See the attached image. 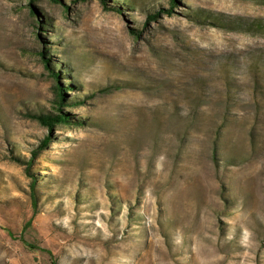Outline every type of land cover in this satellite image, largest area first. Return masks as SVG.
<instances>
[{"label":"rangeland","instance_id":"rangeland-1","mask_svg":"<svg viewBox=\"0 0 264 264\" xmlns=\"http://www.w3.org/2000/svg\"><path fill=\"white\" fill-rule=\"evenodd\" d=\"M106 1L0 0V264H264V0Z\"/></svg>","mask_w":264,"mask_h":264},{"label":"trees","instance_id":"trees-1","mask_svg":"<svg viewBox=\"0 0 264 264\" xmlns=\"http://www.w3.org/2000/svg\"><path fill=\"white\" fill-rule=\"evenodd\" d=\"M34 0H29V2H27V4L32 8V12H35V8H33L32 6V2ZM54 1H62V0H54ZM81 1H86V0H81ZM102 1V5L105 9L107 10H112L115 12H121V9L119 6H115L113 4H108V2L106 0H101ZM176 1L175 0H171V5H175ZM167 12L172 11V7H169L168 9L166 8ZM159 14V10L158 11H154L152 13L149 12L148 14V19L149 20H155L158 17ZM147 19V20H148ZM217 19V18H216ZM239 19V18H238ZM219 21V20H218ZM242 20L239 21H227V23L225 24L222 20L219 21L220 22V26L221 27H229L231 29H235L239 32H248V33H252V34H258V35H264V18H255V19H251V20H246L244 22H241ZM218 25V26H219ZM225 25V26H224ZM229 25V26H228ZM219 26V27H220ZM138 30H134L132 29V34L135 36H138L139 32H137ZM47 52H49L48 50L46 51L45 48L42 49L40 51V56L44 61L45 67L47 69H49L51 72L50 74L55 78V80L57 81V83L55 84V105L53 106L54 109L56 111H51V112H46L44 113L43 111H36L33 113H30V117L37 120L39 122V124L43 125V127H45L46 129H48L50 131V133H48L44 138H42L39 143L33 147L32 149H30V155L29 156H25V154H15L12 159L17 161V162H21L25 165V173L26 175L29 177L30 179V196L32 199V202L34 204H36V184H37V178L34 175L35 173L33 172V168H32V164L34 159L39 155L40 152L44 151L46 149V147L48 146L49 141L52 139L51 136V131L53 129V127L57 124H62V123H70V122H77V124L80 123V120L76 119H71V116L68 112H64L62 111V106L69 104V102H78V101H70L67 100L66 97V90L71 86V84H62L59 78V72L60 70H57L55 68V64L53 62H51V54H47ZM83 101V100H81ZM81 101H79L78 103H81Z\"/></svg>","mask_w":264,"mask_h":264}]
</instances>
